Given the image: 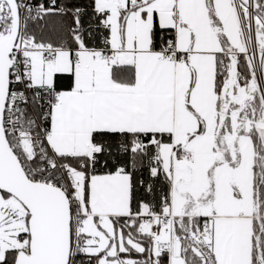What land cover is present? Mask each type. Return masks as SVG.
Here are the masks:
<instances>
[{
	"label": "snow or ice",
	"instance_id": "obj_1",
	"mask_svg": "<svg viewBox=\"0 0 264 264\" xmlns=\"http://www.w3.org/2000/svg\"><path fill=\"white\" fill-rule=\"evenodd\" d=\"M0 264H264V0H0Z\"/></svg>",
	"mask_w": 264,
	"mask_h": 264
}]
</instances>
